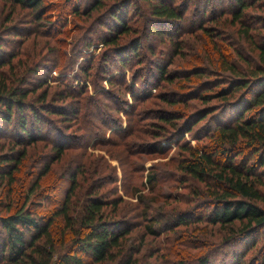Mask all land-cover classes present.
Masks as SVG:
<instances>
[{
	"label": "rangeland",
	"instance_id": "1",
	"mask_svg": "<svg viewBox=\"0 0 264 264\" xmlns=\"http://www.w3.org/2000/svg\"><path fill=\"white\" fill-rule=\"evenodd\" d=\"M122 1L131 3L126 14V24L131 31L121 34L117 38V45H105L100 36L107 34L106 27L109 24L105 22L104 27L98 24L106 19L111 8ZM173 1L178 10L184 11L185 21L168 25L158 21L156 27L160 34L143 40L142 47L138 48L134 56L129 52L128 45L143 35L145 17L150 18L146 2L142 0H104L100 9L88 17L83 14L85 0H47L42 6L41 21L33 19L34 11L30 8L14 5L12 0H0V32L18 33L13 36L0 35L4 39L2 49L13 55L9 64L11 71L9 65L1 67L0 79L4 78L7 84L24 86L27 90L36 89V85L41 83V88L28 95L26 101H32L35 95L44 90V105L51 110L43 114L46 126H39L43 128L47 140L28 146V156L20 166L19 180L25 178L27 187L31 179L29 171L34 169L32 165L36 164L39 168V162L53 155L45 143H67L73 146L50 166L48 174L40 180V188L45 189L43 195L51 200L45 202L44 209L56 207L69 186V181L60 178V175L67 176L78 167L82 172L77 176L71 214L75 216L74 213L80 211L88 196L85 191L96 192L106 202L121 196L126 203L125 214H118L114 219L135 225L122 244L125 252L130 246L134 247L133 243L141 246L135 256L139 261L136 264H142L143 261L149 264H175L182 260L185 264H198V257L219 250L216 248L225 236L218 226L197 218L204 213L201 207L210 201V195L216 189L214 182L208 179L201 183L183 173L178 163L186 154L176 147V143L184 142L193 147L211 143L209 137H203V133L213 129L215 118L208 116L206 123L205 120L198 122L192 132L185 133L183 138L181 136L163 142L170 144L162 153H154L149 148L151 143L173 130V126L155 117L157 111H179L186 120L187 115L195 109L204 107L197 100L166 104L161 100L162 95L170 99L173 94L198 90L205 77L186 74H192L202 67L209 69L210 77H222L217 70L221 60L211 46L203 49L202 43L206 37L199 35L196 27L189 26L187 21L203 10L207 0H192L190 3L189 0ZM223 2L209 0L208 12L211 10L213 14L219 15L225 6ZM76 5L80 9L79 15H74L72 11ZM226 8L229 10V5L226 4ZM245 12L253 17L264 16V9L257 8L256 4L245 9ZM49 18L53 23L47 25L46 20ZM230 23L228 12L207 25L224 29L223 34L214 38L215 45L222 46L223 53L235 58L231 46L245 53L249 52V46L236 34L237 24L234 26ZM121 49L126 51L122 52ZM116 51L122 53L117 54ZM253 54L255 56L256 51ZM3 57L6 60L10 58L5 54ZM158 65L165 67V74L174 78L171 82L161 79L157 72ZM242 65L245 68L246 65ZM24 83H27L26 86ZM67 87L72 90H66ZM216 102V99H212L208 106ZM180 123L176 121L178 126ZM2 126L5 127V124L2 123ZM2 126L0 133L10 132L11 127ZM1 137H7V142L14 138L9 135ZM9 148L11 145H3L0 154L10 152ZM149 171H155V180L150 187L143 182ZM95 182L100 184L97 188ZM10 187L0 188V212H4L5 204L9 201ZM135 189H139V192ZM260 190L264 192V188ZM133 194H142L144 197L143 204L136 206L137 209L133 208L136 200ZM143 205L148 208V218L161 221L160 216L163 217V224L156 225L157 235L145 234V221L137 214ZM185 212L193 213L191 222L179 226L172 224L178 215ZM255 239L252 248L245 247L244 264L264 249L263 230ZM151 253L152 257L149 258ZM156 256L160 258L154 260ZM255 264L261 262L256 261Z\"/></svg>",
	"mask_w": 264,
	"mask_h": 264
},
{
	"label": "trees",
	"instance_id": "2",
	"mask_svg": "<svg viewBox=\"0 0 264 264\" xmlns=\"http://www.w3.org/2000/svg\"><path fill=\"white\" fill-rule=\"evenodd\" d=\"M12 1L14 5L19 4L33 10V19L42 20V6L47 0ZM142 1L146 2L149 17L153 20L145 17L143 35L129 43V52L134 56L147 38L160 34V30L156 27L158 21L167 25L185 21L184 11L178 10L173 5V0ZM191 1L189 0V3ZM85 2L83 14L88 17L93 11L100 9L104 0H85ZM223 3L225 6L219 15L213 14L211 10L208 12L209 0H207L203 10H199V13L194 14L191 19H186L189 26L196 27L197 32H200L199 35L206 37L205 42L202 43L203 49L211 46L221 60L217 70L222 77H210L209 69L202 67L194 70L192 74H186L192 77H205L198 90L173 94L170 99L162 95L161 100L166 104L174 105L176 102L197 100L204 107L195 109L193 113L187 115L186 120L179 111H157L155 117L173 126V130L169 135L149 145L152 152L162 153L170 144L163 142L181 136L183 138L185 133L192 132V128L198 122L205 120L206 123L208 116L216 120L213 129L203 133V137H209L211 143H201L195 147L187 142L176 143V147L186 154L179 160L178 168L198 182L203 183L211 179L216 186L210 195V201L202 205L201 210L204 213L197 216L198 220H205L210 225L218 226L225 235L223 242L216 248L219 250L198 257L196 259L198 264H244L247 252L245 247L252 248L256 236L261 230L264 232V192L260 190L261 187L264 188V16L253 17L245 12V9L254 4L257 8L264 9V0H224ZM130 4L122 1L111 8L107 12L106 19L98 24L99 27H104L105 22L109 24L106 27L107 34L100 36L103 44L117 45V38L131 31L126 24V14ZM226 4L229 5V10ZM123 9L124 14H122ZM79 10L77 5L75 9L72 8L74 15H79ZM228 12L231 16L230 24L234 26L237 24L236 34L249 46V52L245 53L229 44L235 58H232V55L228 57L223 53L222 46L215 45L214 38L223 34L224 29L220 30L216 25V27L207 25L216 22ZM46 21L47 25L53 23L51 18ZM11 28L15 29V27ZM16 34L18 33L14 31L0 32V35L4 36ZM2 38L0 37V68L8 66L13 58V55L2 49L4 44ZM124 51L126 50H122ZM254 51H256L255 56ZM4 54L9 55L10 58L2 59ZM242 64L246 65L245 68ZM9 68L11 71V65ZM157 69L161 79L169 82L174 79L171 75L165 74V67L158 65ZM26 84L24 83L25 86ZM41 86L42 84L38 83L36 89L27 90L24 86L7 84L4 78L0 79V126L4 123L5 127L2 128L11 127L10 132L0 133V148L3 145H11L10 152L0 154V188L2 186L12 188L4 212H0V264L139 263L135 256L140 252L141 246L133 243L134 247L130 246L128 252H125L122 244L135 225L114 219L118 214H125L126 203L121 196L106 202L107 200L96 195V192L85 191L88 196L83 201L80 211L75 212V216L71 214L73 213L71 201L77 189V176L82 172L78 167L67 176L60 175V178L64 177L69 181V186L56 207L44 209L45 202L51 200L50 197L43 195L45 189L40 188V180L48 174L50 166L68 149H73V146L67 143H45L50 151H53V155L46 161L39 162V168L36 164L32 165L34 169L29 171L31 179L27 187L24 183L25 178L19 180L20 166L28 156V146L47 140L46 137L44 138L43 128L39 127L42 124L46 126L47 122L43 114L51 111L44 105L46 92L43 90L35 95L32 101H26L28 95L33 94ZM70 89L66 88V90ZM212 99L217 100L216 104L208 106ZM176 121H181L179 126ZM210 133L213 135H209ZM3 135L14 138L7 142V137H1ZM196 135L198 136V132ZM119 144L121 143L116 145ZM154 180L155 171H149L143 182L148 183L150 187ZM96 182L95 188L100 185ZM134 198L136 200L133 208L137 209L136 206L143 204L144 197L139 194ZM147 210V206L143 205L137 214L145 221L143 225L145 234L154 236L158 233L156 225L163 224V217L160 216L161 221H154L148 218ZM193 217V213L185 212L178 215L172 224L187 225ZM239 246H243V249ZM158 258L160 257L156 256L154 260ZM256 261L264 264L263 248L246 264H255ZM185 263L182 260L175 264ZM142 264L149 263L143 261Z\"/></svg>",
	"mask_w": 264,
	"mask_h": 264
}]
</instances>
